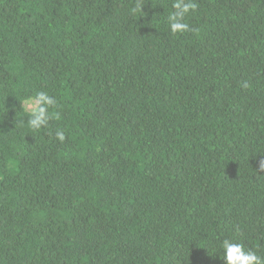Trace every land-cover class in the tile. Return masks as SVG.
<instances>
[{
    "label": "trees",
    "instance_id": "trees-1",
    "mask_svg": "<svg viewBox=\"0 0 264 264\" xmlns=\"http://www.w3.org/2000/svg\"><path fill=\"white\" fill-rule=\"evenodd\" d=\"M194 2L0 0V264L264 257V0Z\"/></svg>",
    "mask_w": 264,
    "mask_h": 264
},
{
    "label": "clouds",
    "instance_id": "clouds-1",
    "mask_svg": "<svg viewBox=\"0 0 264 264\" xmlns=\"http://www.w3.org/2000/svg\"><path fill=\"white\" fill-rule=\"evenodd\" d=\"M171 7L172 11L166 17L169 31L173 35L189 31V25L184 21L185 17L196 8L194 0H173ZM141 8L139 11H141ZM133 11H136V9H133ZM192 31H195V29H192ZM58 103L54 95H49L47 91L43 90L36 91L33 96L26 98L23 107L29 112L28 126L34 132H39L42 128L48 127L49 120L53 118L49 110L58 107ZM55 118L59 119V113L55 114ZM55 137L60 142L65 141V131L58 128L55 131ZM260 168L264 169V161L260 163ZM219 250L220 255L217 256L222 259L223 264H264V257L259 256L255 250L246 248L244 244L233 239L225 238L220 241Z\"/></svg>",
    "mask_w": 264,
    "mask_h": 264
}]
</instances>
